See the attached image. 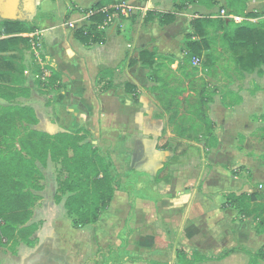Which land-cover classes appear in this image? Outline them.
<instances>
[{"label":"crops","instance_id":"1","mask_svg":"<svg viewBox=\"0 0 264 264\" xmlns=\"http://www.w3.org/2000/svg\"><path fill=\"white\" fill-rule=\"evenodd\" d=\"M225 1L0 0V21H18L36 28L33 33L0 36V41L19 39L0 50V57L7 58L2 74L13 75L24 61L23 72L29 75L30 63L42 66L44 56L53 59L56 68L52 80L59 79L53 97L56 91L58 99L42 110L47 128L53 126L52 134H86L87 140L111 159L119 186L99 221L81 229L74 228L67 213V198L60 204L55 197L41 199L33 209L36 218L28 225L39 223V230L30 244H20L21 257L14 264H105L119 251L137 247L143 258L167 262L170 248L175 250L180 244L186 249L196 247L206 256L227 255L223 264H250L251 255L263 248L264 230L259 233L252 218L227 205L231 194H254L236 169L239 160L247 165V158L233 146L243 137L248 141V131L257 126L250 112L264 98L262 91L251 101L243 97L232 108L209 103L206 118L215 124L212 134L217 139L216 146L209 148L205 141L173 131L166 110L152 102L157 101V95L147 94L150 57L144 63H134L145 49L153 52L157 48L164 56L178 51L177 45L195 34L192 22L197 19L251 20L246 14L254 13L258 5L256 0L252 6L238 0L237 7L247 13L226 17L217 14L219 8L233 10L234 4ZM99 3H104L103 7L93 9ZM122 5L130 8V17H124L122 35H117L121 14L117 7ZM114 9L117 14L109 15L103 24L91 21L97 13ZM148 13L177 16L173 24L163 26L158 19L145 21ZM109 18L114 26L106 29ZM133 18L137 20L133 22ZM136 22L135 39L124 41V32ZM93 28L100 33L106 30V37L102 33L104 45L84 44L76 35H88ZM32 37L41 40L40 50L32 46ZM153 60L158 62L160 56ZM105 71L108 73L97 87L99 75ZM119 77H125L123 84L116 83ZM105 88L108 90L103 92ZM127 89L136 93L124 92ZM229 145L234 150L230 151ZM254 168V164L247 166L253 183L258 178ZM263 204L259 199L253 206Z\"/></svg>","mask_w":264,"mask_h":264},{"label":"rangeland","instance_id":"2","mask_svg":"<svg viewBox=\"0 0 264 264\" xmlns=\"http://www.w3.org/2000/svg\"><path fill=\"white\" fill-rule=\"evenodd\" d=\"M229 4L233 5V10H227L226 8H219L217 10L218 15L227 16H238L240 14H246V10L238 8V0H228ZM245 4L253 5V0H241ZM240 1V2H241ZM258 5L253 8V12L260 15L261 19L257 20H245V19H234L230 20L237 24V21L241 24L259 23L260 20H264V0H256ZM227 2V0L225 1ZM249 3V4H248ZM228 3H225L227 5ZM223 10L225 13L223 14ZM120 20L115 21L118 23L116 29L117 35H122L121 24L124 25L125 18L121 14L118 15ZM226 19V18H225ZM227 20V19H226ZM2 23L0 21V31L2 30ZM114 22L107 23V27L111 28L114 26ZM113 24V25H112ZM238 25V24H237ZM106 31V30H105ZM102 30L103 35L106 37V33ZM137 31V22L123 34L124 41H133L135 39ZM211 30V50H208L202 54L201 63L195 65L192 62L186 63V44L187 40H182L174 51L166 53V56L161 55L157 48L153 49V58L150 57V64L146 67L149 87L147 88V94H156L157 101H152L157 108L165 109L167 115H169V124L173 125V131L179 133L182 137H190L191 140L202 142L205 141L207 147L212 148L216 146L217 139L213 136L212 131L215 129L214 126L207 122V110H210L209 103L218 104L224 108L235 107L243 97H246L248 101H251L253 96H256L259 90L264 95V69L262 72L256 71L252 74H243L240 72L239 67L236 64V59L232 55L228 45L221 38V34L216 35ZM177 43V44H178ZM175 53V54H174ZM160 56L159 65L158 62L153 59ZM34 59L36 60L37 56ZM180 57V58H179ZM180 59V64H177V60ZM7 60L5 57H0V87L6 92L9 97L8 100L0 99V114H4L6 110L9 113L8 121L9 127L12 129L11 133L13 137H8V149L12 146L17 151L22 153V156L29 160L30 157L26 151H32L35 155L34 162L36 163L37 169L41 172L35 175L34 186H28L24 189L25 192L29 191L38 197L35 201L31 211V219L34 217L33 209L41 199H53L60 204L63 198L69 197L65 191L69 187L76 184L81 189L86 190L88 187H93L96 183V177H91L88 182L84 175L80 178L69 175L70 172L78 173L71 163V159L74 157V150L80 149L84 145L90 144L92 150L90 153V159L92 165L97 169L90 172L96 174L99 169L107 170L109 175H112L110 169V162L103 154L104 152L95 145L87 140V135H80V132L73 134L63 133L59 131L57 134H52L53 126L47 128L46 120L44 119L43 109L48 103H51L55 97L58 99V93L55 91L53 97V89L59 87V79L54 78L52 80L53 72L50 77L46 75V70L40 65L39 62L30 63V74L25 75L23 68L26 67L24 61L18 64V68L13 75L7 77L2 74L4 69V63ZM125 75V72H121ZM120 73V74H121ZM107 73L103 72V75L97 82L101 84ZM125 78V77H124ZM123 77L118 78V84H123ZM115 85V82H113ZM263 87L262 89L259 88ZM137 89V88H136ZM124 91L127 93L133 92V89H127ZM146 94V95H147ZM159 105V107H158ZM254 108L250 114L252 121L257 123V126L247 133L248 141L243 137L242 141H237L234 144L236 153L245 155L246 164L238 162L237 174L243 176L245 180H248L250 190L254 192L258 198L264 202V98L258 101V104H254ZM263 105V106H261ZM261 106V107H257ZM181 131V132H180ZM242 133V132H241ZM188 135V136H186ZM21 141L26 143V149L21 147ZM229 145L230 151L233 147ZM226 148V149H227ZM6 147L0 146V151L5 150ZM233 149V150H234ZM86 155V153H80ZM2 160H9L10 163L2 164ZM102 161L103 164H99ZM21 161L17 156L8 157L6 153H0V171H8L9 165L14 168L17 172L19 171V163ZM255 165L258 178L255 182H251L253 176H251L252 170H248L247 166ZM100 166V167H99ZM252 169V168H251ZM28 169L22 173L21 176H26ZM111 172V173H110ZM90 174V173H89ZM111 177V176H110ZM78 179V180H77ZM78 181V182H75ZM89 183V184H88ZM34 187V188H33ZM67 200V199H66ZM92 202V200H89ZM101 202L97 206H101ZM250 207H254L253 204ZM256 220V229L258 231L264 230V212ZM78 217V215L76 216ZM29 222V223H30ZM47 222V221H46ZM29 225V224H28ZM39 230V223L32 224ZM32 236L25 237L24 240H31ZM19 235H14L8 240L5 245L0 246V264H7L6 261H10L12 264L17 262L20 256L19 246L23 242ZM25 242V241H24ZM184 244H180L179 248H170L167 258V262H154L150 258H143L139 247L133 248L129 252L125 250L119 251L117 255L105 262V264H223L222 260L227 255L220 257H214L211 255L206 256L207 260L193 262V252L198 251L196 247L191 249L184 248ZM131 251L133 256H130ZM176 252V253H175ZM184 254V255H183ZM126 255H129L126 260ZM29 259V258H27ZM264 262V259H261ZM254 264H259L254 261Z\"/></svg>","mask_w":264,"mask_h":264},{"label":"trees","instance_id":"3","mask_svg":"<svg viewBox=\"0 0 264 264\" xmlns=\"http://www.w3.org/2000/svg\"><path fill=\"white\" fill-rule=\"evenodd\" d=\"M197 1L203 2L204 0ZM103 5L104 3H99L95 5L93 9H101ZM177 6L178 5H176V7ZM88 11L89 10H86L85 12ZM112 14H117V11L114 9L105 13L99 12L91 18V21L103 24L106 22L109 15ZM176 16V13H148L145 21L153 22L158 19L161 25L166 26L173 24L176 21ZM246 18L261 19L260 15L255 13L246 14ZM136 20L137 18H133V22ZM237 24L232 21L212 18H203L193 21L192 27L195 34L187 35L185 38L188 43L186 44L185 50L187 54L185 57L186 63H191L194 58L201 59L204 52L211 50L212 40L210 35L211 30L213 29L212 33H215L216 35L221 34V38L225 41L226 45H228L232 55L236 59V64L241 73L252 74L256 71L262 72L264 69V20H260V22L256 24H241L239 22ZM35 31V27H30L18 21L7 20L2 23L0 36L33 33ZM76 35H78V38L82 43L87 45L105 44V40L102 38V33L98 32L96 28H93L88 35L78 33H76ZM194 37H198L199 40H194ZM18 40V38H12L0 41V50L3 46H8L9 43H15L18 42ZM153 56L152 52L147 49L142 50L139 59L134 60V63H144L146 58H153ZM105 73L108 72L105 71ZM101 75L103 74L101 73L99 78ZM106 90H108V88L102 89L103 92ZM8 98L6 92L0 87V99L7 101ZM8 111H10V109L6 110L4 114H0V146L6 147V149L0 151V153H6L7 158L17 156L21 162L19 163V171L17 172L10 165L8 171H0V246L5 245V243L16 234L19 235L22 238L21 240L23 242L25 241L26 244L31 243V241L24 240V238L34 235L37 231V227L34 225L28 226V224L31 219L33 204L38 200V197L29 191L25 192L24 189L28 186H34L35 175H41V172L37 169L36 163L34 162L35 155L32 151H26L27 155L30 157V159L27 160L14 146H12L11 149H8L9 141L7 138L13 137L11 133L12 127H9ZM207 122H209V120ZM209 124L211 123L209 122ZM20 145L26 149V143L21 141ZM91 150L92 146L90 144L84 145L83 147H80V149L74 150V157L71 159L74 168L80 172H70L69 175L77 178L84 175L87 182L91 177H96V183L93 187L91 186L86 190H83L74 184L65 191V193H68L69 195L66 200L65 208L69 217L73 220V226L75 229H81L97 223L101 213L109 207L115 191L119 189L117 183V171L113 166L111 159H109V162L112 172L110 173L112 175H109L107 170L102 169H99L96 174L91 173L92 170L97 169L92 165L90 159ZM80 153H86V155L84 156ZM1 162L2 164L10 163L9 160H2ZM99 164H103L102 161H100ZM27 169L28 172L26 176H21ZM100 173H103L102 178L99 177ZM90 199L92 202L89 201ZM257 201H259V199L255 194H243L241 196L231 194L227 197V205L229 207L237 209L241 216L252 218L255 222L262 214V212L259 211L264 212V204L258 208L250 207V205L257 203ZM100 202L102 203L101 206H97ZM257 213L260 215H257ZM77 215L78 217H76ZM258 232L261 233L262 231ZM261 259H264V246L257 254L251 255L250 264H254V261H259ZM204 260H207V257L204 254L198 251L193 252V262Z\"/></svg>","mask_w":264,"mask_h":264},{"label":"built area","instance_id":"4","mask_svg":"<svg viewBox=\"0 0 264 264\" xmlns=\"http://www.w3.org/2000/svg\"><path fill=\"white\" fill-rule=\"evenodd\" d=\"M117 9L120 11V13L124 17H126V18L130 17V13H129L130 8H128L127 6H123L122 5V6L117 7ZM110 22H112V19L109 18L107 23H110ZM30 39L32 41V46L34 48H37L39 50L42 48V42H41V40L39 38L32 37ZM43 59H44V63H43L42 66L46 70V75L50 77L51 72L56 68V63H55V61L53 59H51L48 56H44ZM193 62H194L195 65H198V64L201 63V60L199 58H194Z\"/></svg>","mask_w":264,"mask_h":264}]
</instances>
